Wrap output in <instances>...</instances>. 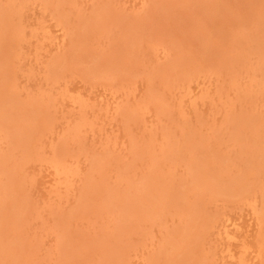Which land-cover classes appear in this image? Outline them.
Segmentation results:
<instances>
[{
	"label": "rangeland",
	"instance_id": "374dc122",
	"mask_svg": "<svg viewBox=\"0 0 264 264\" xmlns=\"http://www.w3.org/2000/svg\"><path fill=\"white\" fill-rule=\"evenodd\" d=\"M0 264H264V0H0Z\"/></svg>",
	"mask_w": 264,
	"mask_h": 264
}]
</instances>
